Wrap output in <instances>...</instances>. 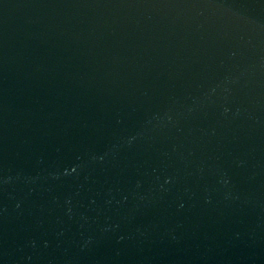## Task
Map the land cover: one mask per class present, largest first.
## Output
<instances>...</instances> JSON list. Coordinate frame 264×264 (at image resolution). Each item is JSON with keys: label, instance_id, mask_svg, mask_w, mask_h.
<instances>
[{"label": "water", "instance_id": "obj_1", "mask_svg": "<svg viewBox=\"0 0 264 264\" xmlns=\"http://www.w3.org/2000/svg\"><path fill=\"white\" fill-rule=\"evenodd\" d=\"M0 264H264V0H0Z\"/></svg>", "mask_w": 264, "mask_h": 264}]
</instances>
